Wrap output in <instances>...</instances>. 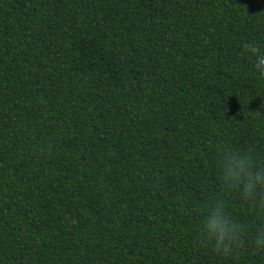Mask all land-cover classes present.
<instances>
[{
    "label": "trees",
    "instance_id": "obj_1",
    "mask_svg": "<svg viewBox=\"0 0 264 264\" xmlns=\"http://www.w3.org/2000/svg\"><path fill=\"white\" fill-rule=\"evenodd\" d=\"M264 0H0V264H264L201 244L212 147L264 164Z\"/></svg>",
    "mask_w": 264,
    "mask_h": 264
},
{
    "label": "clouds",
    "instance_id": "obj_2",
    "mask_svg": "<svg viewBox=\"0 0 264 264\" xmlns=\"http://www.w3.org/2000/svg\"><path fill=\"white\" fill-rule=\"evenodd\" d=\"M252 68L264 77V50L252 53ZM217 194L194 208L199 221L196 231L201 244L222 262L234 260L242 243L244 225L230 214L233 197L255 215L264 216V164L250 151L228 143L212 147ZM251 243L264 250V223L252 234Z\"/></svg>",
    "mask_w": 264,
    "mask_h": 264
}]
</instances>
